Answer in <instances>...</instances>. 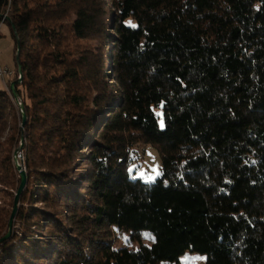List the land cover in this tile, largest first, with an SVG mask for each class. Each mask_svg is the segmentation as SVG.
<instances>
[{"label":"trees","instance_id":"1","mask_svg":"<svg viewBox=\"0 0 264 264\" xmlns=\"http://www.w3.org/2000/svg\"><path fill=\"white\" fill-rule=\"evenodd\" d=\"M3 24L28 184L0 264H264V0H0Z\"/></svg>","mask_w":264,"mask_h":264},{"label":"rangeland","instance_id":"2","mask_svg":"<svg viewBox=\"0 0 264 264\" xmlns=\"http://www.w3.org/2000/svg\"><path fill=\"white\" fill-rule=\"evenodd\" d=\"M6 17V16H5ZM15 39L12 35L11 29L7 24L0 26V67L5 69L9 68L13 70L15 68ZM19 70V68H18ZM0 87L4 88L3 83L0 80ZM9 92V89H7ZM13 98L15 109H8L7 116L0 123V222L7 217V214L14 209L15 197L18 193L21 182L20 173L24 171L27 174L28 184V172L26 167L27 158V139L25 136V126L22 122V113L18 103H16L13 94L10 93ZM27 117V115H26ZM136 152L131 154V172L134 178L141 179L144 182H154L162 171V161L158 151L151 145H138L135 149ZM19 155H23L21 158ZM135 157V158H134ZM13 165L16 176L11 178L10 168ZM18 167L21 170H18ZM159 173V175L157 174ZM152 177L153 179H149ZM11 182V184H10ZM22 191V193L24 192ZM21 193V195H22ZM20 195V198H21ZM19 198V203H20ZM18 204V209H19ZM41 206V205H39ZM13 212V211H12ZM18 214V210L12 225V232L14 229L15 220ZM12 215V214H11ZM11 218V217H10ZM10 221V219H9ZM8 221V222H9ZM9 232V223H8ZM7 232V233H8ZM144 240L149 243L150 236L146 234ZM124 239L120 238L118 245L123 244ZM206 257L198 253L187 252L180 258V264H205Z\"/></svg>","mask_w":264,"mask_h":264},{"label":"water","instance_id":"3","mask_svg":"<svg viewBox=\"0 0 264 264\" xmlns=\"http://www.w3.org/2000/svg\"><path fill=\"white\" fill-rule=\"evenodd\" d=\"M19 52H20V48H18L17 59H18V56H19ZM18 72H19L20 78H19L18 81L13 82L11 84V92H12L14 98H15L16 103H18V105H19V108H20L21 113H22L23 126H25L26 121H27L26 112H25V109H24L23 105L19 102V99H18L16 91H15V86L22 81V69H21V67H19ZM18 170H21V168L18 167ZM20 179H21V184H20L18 193H17V195L15 197L14 209H13L10 221H9V232L2 239H0V243L2 241H4V240L8 239L11 236V234H12V225H13V222H14V217L16 216V213H17V210H18L19 198H20V195H21L22 191L24 190V188L26 186V183H27V174L24 171H22L20 173Z\"/></svg>","mask_w":264,"mask_h":264},{"label":"built area","instance_id":"4","mask_svg":"<svg viewBox=\"0 0 264 264\" xmlns=\"http://www.w3.org/2000/svg\"><path fill=\"white\" fill-rule=\"evenodd\" d=\"M13 75V72L9 68H1L0 67V78L4 81L6 77H11ZM21 158V155H19Z\"/></svg>","mask_w":264,"mask_h":264},{"label":"snow or ice","instance_id":"5","mask_svg":"<svg viewBox=\"0 0 264 264\" xmlns=\"http://www.w3.org/2000/svg\"><path fill=\"white\" fill-rule=\"evenodd\" d=\"M133 27H135V25H132ZM162 123V122H161ZM158 175H159V173H157ZM149 179L151 180V179H153L152 177H149Z\"/></svg>","mask_w":264,"mask_h":264},{"label":"bare ground","instance_id":"6","mask_svg":"<svg viewBox=\"0 0 264 264\" xmlns=\"http://www.w3.org/2000/svg\"><path fill=\"white\" fill-rule=\"evenodd\" d=\"M23 155H21V157H22ZM14 219H15V217H14Z\"/></svg>","mask_w":264,"mask_h":264}]
</instances>
